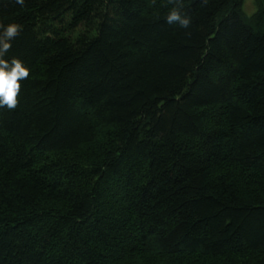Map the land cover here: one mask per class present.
<instances>
[{
  "label": "trees",
  "instance_id": "1",
  "mask_svg": "<svg viewBox=\"0 0 264 264\" xmlns=\"http://www.w3.org/2000/svg\"><path fill=\"white\" fill-rule=\"evenodd\" d=\"M243 2L0 0L29 69L0 107V264H264V0Z\"/></svg>",
  "mask_w": 264,
  "mask_h": 264
},
{
  "label": "clouds",
  "instance_id": "2",
  "mask_svg": "<svg viewBox=\"0 0 264 264\" xmlns=\"http://www.w3.org/2000/svg\"><path fill=\"white\" fill-rule=\"evenodd\" d=\"M23 4V0H17ZM167 23L178 21L181 28H186L190 24V18L181 17L180 13L173 8L166 17ZM22 31V26L10 23L0 26V107L7 106L8 109H15L18 104V94L21 89L20 81L29 76V69L19 59H12L11 65L3 59V53L11 47L6 42L8 38L17 36Z\"/></svg>",
  "mask_w": 264,
  "mask_h": 264
},
{
  "label": "rangeland",
  "instance_id": "3",
  "mask_svg": "<svg viewBox=\"0 0 264 264\" xmlns=\"http://www.w3.org/2000/svg\"><path fill=\"white\" fill-rule=\"evenodd\" d=\"M243 11L247 15H251L254 12V7L252 5V0H244Z\"/></svg>",
  "mask_w": 264,
  "mask_h": 264
}]
</instances>
